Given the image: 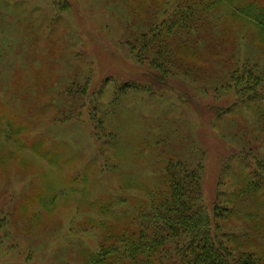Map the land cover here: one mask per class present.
<instances>
[{
    "label": "rangeland",
    "instance_id": "obj_1",
    "mask_svg": "<svg viewBox=\"0 0 264 264\" xmlns=\"http://www.w3.org/2000/svg\"><path fill=\"white\" fill-rule=\"evenodd\" d=\"M153 3L0 4V264H82L81 249L95 247L105 233L92 226L94 219L115 221L111 212H101L105 198L119 193L124 201L117 210L134 206L143 195V176L161 171V148L144 154L141 140L160 142L162 126L174 148L204 154L200 187L210 214L217 200L231 209L236 194L230 187L231 157L240 150L244 136L238 128L246 123L227 114L217 119L215 111L199 114L188 101L218 111L231 96L215 94L201 75L163 89L172 106L159 95L133 90L118 98L110 114L119 85L145 82L147 65L123 42L127 28L147 25L150 11L140 14ZM71 83L76 98L67 92ZM161 108L169 110L167 116L159 115ZM98 118L116 133L115 146L97 137ZM253 171L264 181L262 170ZM253 211L252 217L236 207L220 224L258 250L264 248V233L256 232L264 198Z\"/></svg>",
    "mask_w": 264,
    "mask_h": 264
},
{
    "label": "trees",
    "instance_id": "obj_2",
    "mask_svg": "<svg viewBox=\"0 0 264 264\" xmlns=\"http://www.w3.org/2000/svg\"><path fill=\"white\" fill-rule=\"evenodd\" d=\"M152 5L140 11L143 17L150 11L147 25L127 28L123 42L137 62L147 65L145 82L119 85L108 104L110 114L118 98L133 90L159 95L172 106L163 89L203 75L215 94L233 100L217 111L190 97L199 114L215 111L217 119L227 114L246 123L237 127L244 138L231 157L230 187L236 194L229 200L231 209L217 200L211 215L200 187L204 154L185 155L174 148L162 126L160 142L141 140L144 154L161 148V171L143 176V195L134 206L120 211L121 194L105 198L101 212H111L115 221L94 219L92 226L105 233L95 247L81 249L82 264H264V248L253 250L220 224L236 207L253 217V205L264 198V181L253 171L264 172V0H155ZM66 89L76 98L73 83ZM168 111L161 108L159 115ZM97 128L101 142L116 145V133L108 132L101 118ZM256 232L264 233V215Z\"/></svg>",
    "mask_w": 264,
    "mask_h": 264
}]
</instances>
